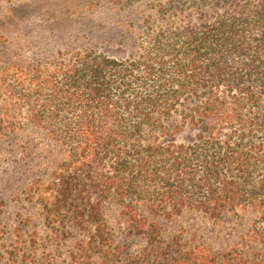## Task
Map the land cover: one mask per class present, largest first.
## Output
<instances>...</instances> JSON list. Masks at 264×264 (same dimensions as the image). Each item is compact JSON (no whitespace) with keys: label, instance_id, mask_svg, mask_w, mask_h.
Wrapping results in <instances>:
<instances>
[{"label":"trees","instance_id":"16d2710c","mask_svg":"<svg viewBox=\"0 0 264 264\" xmlns=\"http://www.w3.org/2000/svg\"><path fill=\"white\" fill-rule=\"evenodd\" d=\"M157 15L136 55L61 53L4 77L13 108L61 152L30 196L57 238L86 232L77 255L100 264L118 261L104 212L112 196L148 240L128 264H264V0H159ZM185 127L191 140H165ZM142 203L164 218L252 212L257 250L167 238ZM8 264L31 263L14 249Z\"/></svg>","mask_w":264,"mask_h":264},{"label":"rangeland","instance_id":"374dc122","mask_svg":"<svg viewBox=\"0 0 264 264\" xmlns=\"http://www.w3.org/2000/svg\"><path fill=\"white\" fill-rule=\"evenodd\" d=\"M158 1L0 0V264L9 263L14 249L31 264L102 263V255H77L81 241H89L86 232L71 228L57 238L44 221L41 205L31 198L30 187L38 178L49 179L61 152L47 131L28 123L25 107L13 108L3 90L11 82L4 77L35 64L49 67L61 53L136 55L149 32L145 20L158 19ZM177 125L181 126L180 119L172 131ZM194 135L185 127L165 140L186 142ZM140 209L149 221L162 224L165 237L180 236L215 250L248 248L255 219L252 212L236 211L215 220L192 209L164 218L153 215L145 203ZM104 212L118 260L110 264H128L134 256H143L149 247L147 237L125 207L112 196L104 202ZM248 249L257 250L251 242Z\"/></svg>","mask_w":264,"mask_h":264}]
</instances>
